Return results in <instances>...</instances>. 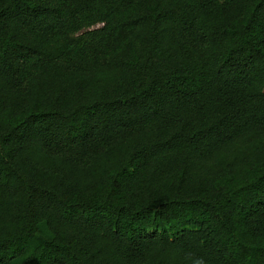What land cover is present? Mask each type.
Wrapping results in <instances>:
<instances>
[{"label":"trees","instance_id":"16d2710c","mask_svg":"<svg viewBox=\"0 0 264 264\" xmlns=\"http://www.w3.org/2000/svg\"><path fill=\"white\" fill-rule=\"evenodd\" d=\"M264 264V0H0V264Z\"/></svg>","mask_w":264,"mask_h":264},{"label":"clouds","instance_id":"9594fccd","mask_svg":"<svg viewBox=\"0 0 264 264\" xmlns=\"http://www.w3.org/2000/svg\"><path fill=\"white\" fill-rule=\"evenodd\" d=\"M197 264H204V261L200 260V261L197 262Z\"/></svg>","mask_w":264,"mask_h":264}]
</instances>
